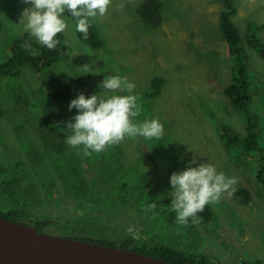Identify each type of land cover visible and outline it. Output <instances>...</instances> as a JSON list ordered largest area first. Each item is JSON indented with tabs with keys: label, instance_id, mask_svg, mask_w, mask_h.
Returning a JSON list of instances; mask_svg holds the SVG:
<instances>
[{
	"label": "rangeland",
	"instance_id": "374dc122",
	"mask_svg": "<svg viewBox=\"0 0 264 264\" xmlns=\"http://www.w3.org/2000/svg\"><path fill=\"white\" fill-rule=\"evenodd\" d=\"M151 1L161 4L159 17L148 0H112L106 15L91 21L104 42L100 48L82 41L68 17L62 32L71 47L68 59L41 72L27 66L19 78L2 80L0 182L19 177L23 187H35L27 199L31 216L25 223L51 219L44 234L63 236L59 226L96 214L101 218L95 228L112 239L126 235L150 240L189 258L206 256L209 264H264V150L251 155L224 141L229 132L232 138H242L251 114L259 148H264V59L253 46L258 41L264 47V0H235L234 22L249 73L247 113L237 111L224 92L235 75L236 60L219 28L221 0ZM30 7L24 0H0V65L10 57L12 42L28 33L18 24ZM146 12L162 20L161 25L147 24L142 18ZM96 70L100 74H93ZM105 75L126 76L135 84L133 94L141 105L136 119H159L164 125L160 140L126 138L87 156L66 143L71 133L64 126L78 113L69 111L70 102L80 93L90 97L101 91L98 85ZM155 77L163 78L165 85L153 98L149 92ZM49 78L70 84L71 98L48 99ZM193 159L198 163L189 165ZM223 161H228L225 166ZM203 162L235 177V191L209 204L210 223H192L189 218L186 225L179 224L171 206L170 177ZM78 168L83 172L76 180L94 182L82 198L66 191L65 182L76 185L75 179L63 177ZM152 203L156 207L149 210ZM10 207L0 203V211Z\"/></svg>",
	"mask_w": 264,
	"mask_h": 264
},
{
	"label": "clouds",
	"instance_id": "9594fccd",
	"mask_svg": "<svg viewBox=\"0 0 264 264\" xmlns=\"http://www.w3.org/2000/svg\"><path fill=\"white\" fill-rule=\"evenodd\" d=\"M24 3H30L32 7L22 12L18 25L37 43L55 50L60 43L56 37L67 29L69 16L75 22V31L87 36L91 21L106 15L112 0H24ZM90 71L89 68L87 73ZM93 74L100 72L96 70ZM98 87L101 91L90 97L80 93L69 104V111L78 110L64 126L71 133L66 139L69 146L82 150L87 156L119 145L126 138L160 140L163 137L164 125L159 119L137 121L141 105L139 97L133 94L135 84L126 76L105 75ZM197 163L193 159L189 165ZM170 183L174 188L172 209L177 214V222L186 225L189 218L192 223H199L197 214L204 211L206 205L218 204L225 193L231 195L238 181L218 171L213 164L203 162L174 172ZM155 207L156 203H152L149 210Z\"/></svg>",
	"mask_w": 264,
	"mask_h": 264
},
{
	"label": "trees",
	"instance_id": "16d2710c",
	"mask_svg": "<svg viewBox=\"0 0 264 264\" xmlns=\"http://www.w3.org/2000/svg\"><path fill=\"white\" fill-rule=\"evenodd\" d=\"M148 1L149 4L152 3L154 7L155 16L159 17L158 14L161 4L151 0ZM221 4L223 6L219 15V28L223 40L228 47L229 54L236 60L235 75L224 92L229 98L231 105L237 111L247 113L246 111L251 103L249 73L244 67L245 54L242 48L240 31L234 22V18L238 13V3L235 0H221ZM67 15L66 13V16ZM69 18L71 17L69 16ZM142 18L147 24L151 25V27H159L162 23L160 19L155 21L148 12L144 13ZM95 28L97 29L96 26L91 25L87 36H84L82 33H80L79 36L82 41L90 42L93 48H100L99 46H103L104 42L100 38V34L94 30ZM56 38L60 43L55 50H49L47 47L37 43L29 33H25L23 36L15 39L10 46V57L6 62L0 65V86L2 80L19 78L23 69L27 66L41 72L45 68L52 67L58 61L68 59L71 54V47L67 43L65 36L63 33H59ZM253 46L257 49L261 58L264 59L263 45L257 41ZM79 82L82 83V80L80 79ZM150 85L152 87V92H149V95L153 98L158 97L162 93L165 80L160 77H155ZM73 91L74 89L70 84L60 81L59 78H49L45 85L46 97L55 102L69 100L73 95ZM3 115L2 110H0V119ZM246 118L245 135H243L242 138L236 139L232 138L229 132L227 135L228 138L224 141L227 147L238 145L243 148L244 153L251 155H254L253 153L258 154L260 151L262 152L264 150V148H259V143L257 142L258 129L250 122L251 114H248ZM62 150L63 149H57L56 151L61 152ZM81 171L83 172L82 168L70 169L69 173L63 174V177L67 178L68 182L73 178L75 179L76 185H70L65 182V188L66 191L72 192L78 198H82L94 183L90 180H76L77 178H81ZM5 174V171L1 172L2 176ZM21 183L19 177L11 179L5 178L0 182V203L2 202L4 206L11 204L8 211H0V216L17 223H25L27 218L31 216V211L28 210L27 199L35 189L34 186H30V188L23 187ZM78 184L79 186L77 187ZM51 186L55 187L56 183H53ZM50 191H48V193H50ZM242 194H245V191H239V195L242 196ZM245 198L247 199L248 195ZM88 203L93 204V202ZM197 215L202 222L210 223L213 217L210 205H206L204 211L199 212ZM100 218L101 216L96 214L91 216L86 214L83 218L75 217L68 223L59 226L62 231V237L87 241L101 246L124 248L170 264H209V260L206 256L192 255L189 258L186 257L182 251L160 245V243H151L150 240H142L141 242L140 240H135L131 236L127 237L126 235L122 236L123 239H112L110 236L111 234L95 228V226L99 228ZM50 223L51 219L47 218L45 220L37 219L34 224L28 225L44 233V229L49 226ZM115 237L117 238L118 236Z\"/></svg>",
	"mask_w": 264,
	"mask_h": 264
},
{
	"label": "water",
	"instance_id": "95a60500",
	"mask_svg": "<svg viewBox=\"0 0 264 264\" xmlns=\"http://www.w3.org/2000/svg\"><path fill=\"white\" fill-rule=\"evenodd\" d=\"M0 264H170L124 248L48 235L0 216Z\"/></svg>",
	"mask_w": 264,
	"mask_h": 264
},
{
	"label": "crops",
	"instance_id": "0c3cea01",
	"mask_svg": "<svg viewBox=\"0 0 264 264\" xmlns=\"http://www.w3.org/2000/svg\"><path fill=\"white\" fill-rule=\"evenodd\" d=\"M222 156H223V155H222ZM223 157H224V156H223ZM227 162H228V161H223V162H222V163H224V165H223V166H225V164H227Z\"/></svg>",
	"mask_w": 264,
	"mask_h": 264
}]
</instances>
